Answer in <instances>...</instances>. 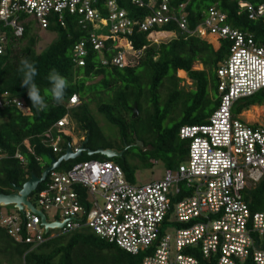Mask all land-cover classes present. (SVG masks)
I'll return each mask as SVG.
<instances>
[{"label":"built area","instance_id":"built-area-1","mask_svg":"<svg viewBox=\"0 0 264 264\" xmlns=\"http://www.w3.org/2000/svg\"><path fill=\"white\" fill-rule=\"evenodd\" d=\"M97 1L0 0V23L12 28L16 36L24 30L19 20L22 15L26 20L33 18L40 28L51 22L63 26L67 17H76L85 28L101 17L94 8ZM156 1L130 0L150 9L138 23L117 0H102L108 35H129L135 24L138 30L146 31L173 19L183 34L196 33L201 38L212 35L230 42L228 55L217 68L218 105L203 123L179 127L178 136L186 141L185 159L175 167H165L160 179L142 185L129 183L120 166L111 160L75 162L67 169L50 171L44 185L33 191L34 201L30 196L29 200L45 216V210L52 212L51 219L46 216L48 222H65L56 228V234L89 228L128 253H144L142 264H264V210L252 211L247 196L264 178V123L244 122L239 119L243 109L234 112L240 99L258 95L264 101V42L228 24L226 14L215 7L203 11L190 29L185 15H179L186 3L170 11L168 0ZM238 6L249 19L264 14V0L257 5L239 0ZM87 35L72 49L73 60L79 65L84 64L85 44L89 42L97 51L104 47L94 29ZM4 36L0 32V54ZM150 40L158 42L156 36ZM126 43L132 50L130 42ZM124 47L111 59L118 67L128 61ZM77 103L76 95H72L68 106ZM8 104L30 113L19 99L0 92V109ZM68 118L58 119L44 133L46 144L55 153L61 150V134L77 142ZM83 139L81 136L79 141ZM15 156L23 161L20 153ZM169 223L174 230L173 259L171 236L164 232V225ZM0 225L15 241L33 246L45 241L44 234L51 230L45 232L40 217L26 207L22 213L0 216Z\"/></svg>","mask_w":264,"mask_h":264},{"label":"trees","instance_id":"trees-1","mask_svg":"<svg viewBox=\"0 0 264 264\" xmlns=\"http://www.w3.org/2000/svg\"><path fill=\"white\" fill-rule=\"evenodd\" d=\"M117 1L131 20L138 23L150 13L146 6H138L130 0ZM238 1L168 0V7L173 11L179 3H186L179 15H185L190 29L202 18L203 11L215 7L226 14L228 24L242 32L252 33L257 41L264 42V14L249 19L245 11H240ZM244 1L257 5L263 0ZM101 2L98 0L94 4L100 19L90 22L85 28L77 23L76 17H67L63 26L55 22L48 24L45 29L57 35L40 50L36 47L39 33L34 30L30 19L20 16L24 30L19 36L14 35L12 28L0 23V32L5 34V46L0 54V92H7L9 97L19 99L30 111L29 114L23 113L14 104L0 109V193L12 192L13 185L21 186L31 173L39 176L48 165L41 164L43 157L57 158L63 153L71 136L61 134V150L55 153L46 144L44 133L65 115H68L74 128L87 137L85 147L91 150L115 145L106 138L96 118L97 113L116 127L121 143L134 142L136 137L142 141L143 147H148L149 158L163 162L166 167H174L187 154L186 141L178 136L179 127L203 123L218 105L217 68L228 55V40L212 35L201 38L196 33L183 34L173 19L146 31L138 30L139 25L135 24L131 34L115 38L107 31L99 32L98 28L106 25V10ZM93 29L103 40L104 47L97 51L89 42L85 44L84 64L79 65L73 60V46L88 36V30ZM171 32L175 36L166 42L150 40L159 35L166 37ZM126 42H130L133 50L141 52L134 63L125 61L118 67L111 63V59ZM21 57L28 58L37 67L35 83L42 95L51 87L46 78L51 70L55 69L67 78L69 87L61 104L53 103L46 96L47 108L38 111L31 106L26 89L20 86V74L17 72ZM196 61L201 68L194 67ZM178 71L190 79L191 88L176 83ZM72 95H76L78 103L68 106ZM260 98L253 95L240 99L234 112L260 105ZM134 104L137 105L138 116L131 118ZM16 153L22 155L23 161L15 156ZM98 158L112 161L101 154L88 155L83 152L74 160L62 162L56 170L67 169L75 162ZM116 160L115 163L126 173V162ZM43 185L44 182L39 183L37 190ZM35 193L30 195L32 201ZM247 196L251 200L252 211L264 210V178ZM14 211L19 213L15 208ZM9 212L0 213V216L11 214ZM44 236L45 241L33 246L32 243L15 241L0 225V254L8 258V264H142L145 255L128 253L100 239L89 228L54 236L48 232Z\"/></svg>","mask_w":264,"mask_h":264},{"label":"rangeland","instance_id":"rangeland-1","mask_svg":"<svg viewBox=\"0 0 264 264\" xmlns=\"http://www.w3.org/2000/svg\"><path fill=\"white\" fill-rule=\"evenodd\" d=\"M31 23L34 26V30H37L39 33V41L37 43V50L42 49L45 45H47L50 41H52L56 37V33L53 31H49L45 28H40L36 26L35 20L33 18L30 19ZM53 24V23H51ZM99 29V32L101 33H106V25H102ZM172 32L166 35V37H163L162 35L158 36V42L159 41H165L169 38H173ZM123 46L126 49V58L128 59L129 62L134 63L136 61V58L138 57V54H135L133 50H130L129 46H127V43H124ZM137 53V52H136ZM195 68H201V66L198 64L196 61L194 63ZM96 80V79H94ZM176 83L179 86H184L185 88L189 89L192 87L190 79L182 72L178 71L176 73ZM262 100V98H260ZM241 100H239L240 102ZM238 102V103H239ZM259 114V115H258ZM264 101L262 100V103L260 105H252L248 107L247 109L244 108L242 110V113L239 116V119L244 121V122H257L258 124H263L264 123ZM258 115V116H257ZM261 115V117H259ZM96 118L99 121V124L104 131L106 138L112 142H114V147L118 148L119 150L123 149L125 146L123 143L119 141V136L116 130V127L112 126L111 124L107 123L104 121L103 117L100 114L96 113ZM74 128V125H72ZM67 131V130H66ZM73 135L75 137L76 141L71 140L73 146L80 145L82 141H79L81 136H84L82 132H80L77 129H73ZM133 144V142L128 143L127 148L124 150L122 157L118 158L121 161L126 162L125 165L128 167V170L126 173H124L126 180L129 183H132L134 185H142L146 184L150 181L153 180H158L161 178L162 173L164 171V168L166 167L163 162L159 160H153L152 158H149L151 155L147 150L148 147H144V150L136 145H130ZM100 159V158H98ZM112 161L115 163L117 162L116 158H111ZM48 164L49 163V157H43V161L41 164ZM176 166V165H175ZM174 166V167H175ZM10 211V212H9ZM15 213L14 208L12 205H8L5 207L0 208V213ZM46 212V216L51 219V211H44ZM50 235H55L58 230H50ZM164 232L165 234H169L171 236V242H170V257L173 259L176 254V250L174 247V230H173V224H165L164 225ZM2 244V240L0 242V246ZM0 263L1 264H8V258L5 255L0 254Z\"/></svg>","mask_w":264,"mask_h":264},{"label":"water","instance_id":"water-1","mask_svg":"<svg viewBox=\"0 0 264 264\" xmlns=\"http://www.w3.org/2000/svg\"><path fill=\"white\" fill-rule=\"evenodd\" d=\"M138 116L137 105L134 104L132 107L131 118H135ZM133 144L141 147L144 150L142 141L134 138ZM87 141V137L84 138L83 142L77 146L76 150H73L70 143L67 142L63 153L55 158L53 156H49L48 165L41 171L40 175L37 176L33 173L30 174L29 178L21 185L16 186L13 185L12 192L8 194L0 193V207H5L8 205H12L18 212L22 213L24 208H28L31 212L37 214L40 217V225L43 226L45 232L49 229L61 228L64 225V221H52L48 222L46 220L45 214L34 207V205L29 200V196L31 193L37 188L38 184L43 182L47 177L48 173L60 166L62 162H66L69 160H74L82 155L83 152H86L88 155L101 154L108 159L111 158H121L124 150L127 148V145L124 144V148L119 150L114 147H106V148H98L96 150H91L85 147V143ZM130 144V145H133Z\"/></svg>","mask_w":264,"mask_h":264},{"label":"clouds","instance_id":"clouds-1","mask_svg":"<svg viewBox=\"0 0 264 264\" xmlns=\"http://www.w3.org/2000/svg\"><path fill=\"white\" fill-rule=\"evenodd\" d=\"M30 2L31 0H29V3ZM0 16H3V13H0ZM138 51L139 53L141 52V50ZM17 72L20 74V86L26 89V94L31 101V106L35 107L38 111H42L48 107L46 96L57 105L64 101L69 82L66 77L62 76L55 69L51 70L46 77L51 87L45 95L41 94L40 88L35 83V77L38 75V70L32 61L26 57H21L18 63ZM84 138L86 137L84 136ZM69 143L73 148L72 142L70 141Z\"/></svg>","mask_w":264,"mask_h":264},{"label":"flooded vegetation","instance_id":"flooded-vegetation-1","mask_svg":"<svg viewBox=\"0 0 264 264\" xmlns=\"http://www.w3.org/2000/svg\"><path fill=\"white\" fill-rule=\"evenodd\" d=\"M122 143H123V145L125 144V142L124 141H122ZM126 145H128V144H126ZM114 148H116V147H114ZM118 149V148H117Z\"/></svg>","mask_w":264,"mask_h":264}]
</instances>
